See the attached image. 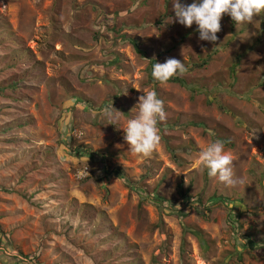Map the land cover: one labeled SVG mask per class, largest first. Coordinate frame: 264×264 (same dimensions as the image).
<instances>
[{
	"label": "rangeland",
	"instance_id": "rangeland-1",
	"mask_svg": "<svg viewBox=\"0 0 264 264\" xmlns=\"http://www.w3.org/2000/svg\"><path fill=\"white\" fill-rule=\"evenodd\" d=\"M262 16L213 44L171 0H0V264H264ZM170 58L183 85L152 77ZM147 91L166 117L143 156L118 128ZM216 140L233 186L196 162Z\"/></svg>",
	"mask_w": 264,
	"mask_h": 264
},
{
	"label": "clouds",
	"instance_id": "clouds-1",
	"mask_svg": "<svg viewBox=\"0 0 264 264\" xmlns=\"http://www.w3.org/2000/svg\"><path fill=\"white\" fill-rule=\"evenodd\" d=\"M171 2L175 17H168L167 21L179 23L186 28L195 24L199 40L213 44L218 40L217 33L221 30L220 22L224 15L229 16L238 28L252 23L254 17L264 14V0H193L191 4H182L180 0ZM185 71L184 63L170 58L164 63H155L151 74L154 80L165 83ZM143 93L131 110L136 113L135 116L127 120L125 127L118 129H123L124 141L131 153L149 156L159 141L158 122L165 119L166 113L163 101L155 91ZM121 114L113 104L103 110L110 125H116ZM232 161L233 157L225 150L224 143L216 140L199 151L196 162L207 170L209 177L216 178L224 186H233L237 181L234 179Z\"/></svg>",
	"mask_w": 264,
	"mask_h": 264
},
{
	"label": "trees",
	"instance_id": "trees-1",
	"mask_svg": "<svg viewBox=\"0 0 264 264\" xmlns=\"http://www.w3.org/2000/svg\"><path fill=\"white\" fill-rule=\"evenodd\" d=\"M262 22H261V25H262V32L261 33H259V35L261 34V35H264V16H262ZM241 61H242V57L241 56H238L237 58H236V61H235V63L233 64V68H232V73H233V75H235L234 73L236 72V70H237V68L239 67V65H240V63H241ZM155 64V62H153V65ZM152 65V66H153ZM153 69V68H152ZM168 81H170V82H173V83H179V84H181V85H183L184 84V81H182L181 79H179V78H171V79H169ZM223 143H224V145H227L228 144V141H224V140H221ZM155 200H157V201H160V202H162L161 201V199L158 197V196H156L155 194L152 196ZM183 197H185V195H183ZM186 198H187V196H186ZM190 198V197H189ZM218 198V197H217ZM217 200H223V199H220V198H218ZM217 200H216V202H217ZM187 204H189L188 202H187ZM219 204V203H218ZM183 214H185V215H187V213L188 212H185V211H183L182 212ZM236 226V225H235ZM244 243H245V245H246V247H248L249 249H251V250H253V251H260L261 249H264V242L260 245V244H256V242L254 241V239H253V236H247V237H245V239H244Z\"/></svg>",
	"mask_w": 264,
	"mask_h": 264
},
{
	"label": "built area",
	"instance_id": "built-area-1",
	"mask_svg": "<svg viewBox=\"0 0 264 264\" xmlns=\"http://www.w3.org/2000/svg\"><path fill=\"white\" fill-rule=\"evenodd\" d=\"M88 171H89L88 167L84 168L82 171H80V176L84 177L86 175L85 173H88Z\"/></svg>",
	"mask_w": 264,
	"mask_h": 264
}]
</instances>
